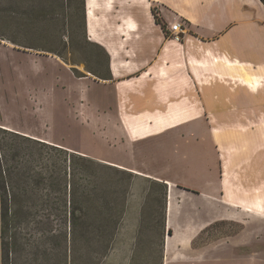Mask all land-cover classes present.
I'll return each mask as SVG.
<instances>
[{
  "label": "rangeland",
  "instance_id": "rangeland-1",
  "mask_svg": "<svg viewBox=\"0 0 264 264\" xmlns=\"http://www.w3.org/2000/svg\"><path fill=\"white\" fill-rule=\"evenodd\" d=\"M77 5L78 0H43L39 9L47 15V22L28 26L21 18L26 7L4 0L0 18V128L64 146L104 165L95 168L88 163L87 171L78 179L84 187H99L98 212L92 211L88 219L110 222L109 233H115L110 251L98 256L97 263L164 264L169 241L181 245L170 250L175 264H194L198 260L203 261L201 264H264V219L256 220L247 214V221L240 227L247 242L239 250L231 248L227 258L215 262L208 251L194 257L192 242H176L168 231V185L140 175L138 170H130L131 175L118 171L117 167L124 168L122 163L134 164L131 156L145 143L114 140L113 134H108L110 124L103 115L116 108L118 98L114 86L105 84L107 80L103 78L113 72V50L124 61L120 73L127 76L134 70L132 62L154 57L162 38L171 37L157 5L117 0L110 11L99 10L95 29L101 42L92 39L88 16L83 19ZM130 19L137 24L131 33L125 31ZM262 112L264 116V105ZM227 119L226 133L230 138L264 140V136L255 135L256 129L250 126L246 114H229ZM1 138L24 140L0 129ZM167 150L170 156L175 152L174 146ZM247 154L252 161L246 166V181L251 186L262 185L258 193L264 198V150L258 153L250 148ZM137 157L140 165L153 159L145 151L137 153ZM128 184L127 212L123 217V191ZM60 221L55 220L56 224ZM118 222V229L114 228ZM240 228L234 222L214 224L194 245L208 247L215 239L232 235Z\"/></svg>",
  "mask_w": 264,
  "mask_h": 264
},
{
  "label": "crops",
  "instance_id": "crops-1",
  "mask_svg": "<svg viewBox=\"0 0 264 264\" xmlns=\"http://www.w3.org/2000/svg\"><path fill=\"white\" fill-rule=\"evenodd\" d=\"M116 1L85 0L90 32L98 34V11H110ZM141 1L157 5L168 26L186 20L190 29L181 42L162 38L158 53L132 62L134 70L127 76L120 73L124 61L117 50L112 51V79L105 84L114 86L118 101L115 109L103 115L110 124L108 134L114 140L145 143L143 149L135 150V156L131 153L134 164L122 163V167L168 185L166 218L172 239L192 242L194 257L208 251L219 262L231 248L239 250L247 242L240 228L247 214L264 219V198L258 193L262 185L251 186L246 181V166L252 161L247 151L263 152L264 140H235L226 133L228 115L241 112L256 129L255 135L264 136V4L261 0ZM127 22L130 27L125 31H135L136 22ZM244 78L262 83L254 91L242 83ZM170 110L188 112L191 118L143 138H137L128 125V119L137 122ZM169 146H174L171 156ZM143 151L153 159L140 165L137 153ZM228 222L240 229L208 247L194 245L207 228ZM180 246L168 241L164 264L176 263L171 261L170 250Z\"/></svg>",
  "mask_w": 264,
  "mask_h": 264
},
{
  "label": "trees",
  "instance_id": "trees-1",
  "mask_svg": "<svg viewBox=\"0 0 264 264\" xmlns=\"http://www.w3.org/2000/svg\"><path fill=\"white\" fill-rule=\"evenodd\" d=\"M12 2L26 7L21 16L24 25L47 22L39 9L43 0ZM77 8L86 19L85 0H78ZM3 11L0 0V18ZM103 79H112V74ZM0 129L24 139L0 140V264H98V256L110 251L115 233H109L110 222L88 219L92 211L98 212L99 187L85 188L78 179L88 163L95 168L104 165L64 146ZM129 189L128 184L123 191V217ZM56 218L61 219L59 224Z\"/></svg>",
  "mask_w": 264,
  "mask_h": 264
},
{
  "label": "bare ground",
  "instance_id": "bare-ground-1",
  "mask_svg": "<svg viewBox=\"0 0 264 264\" xmlns=\"http://www.w3.org/2000/svg\"><path fill=\"white\" fill-rule=\"evenodd\" d=\"M91 19H94L93 16H90ZM93 33L92 39L95 41L100 40L97 38V34ZM223 60V59H222ZM194 62V61H193ZM221 62V61H220ZM225 62V61H224ZM193 64V63H192ZM195 64V63H194ZM225 65V63H223ZM230 64V63H229ZM227 64V65H229ZM230 66V65H229ZM230 69V68H229ZM226 71V70H225ZM230 71V70H229ZM232 71V70H231ZM117 72V71H116ZM165 73V72H164ZM142 75V74H141ZM162 75V74H161ZM148 79V78H147ZM123 81V80H122ZM145 81V79H144ZM242 83L246 86H249L252 90H257L261 85V80H251L244 78L241 80ZM125 82V81H124ZM129 84V83H127ZM125 85V83H124ZM129 87V86H128ZM262 87V86H261ZM126 91V90H125ZM174 103V102H173ZM171 104V103H170ZM177 104V103H176ZM189 104V103H188ZM174 105V104H173ZM172 106V105H171ZM176 105H174L175 107ZM193 106V105H192ZM195 108V107H194ZM159 110V109H158ZM197 110V109H196ZM155 112V111H154ZM159 112V111H158ZM127 113V112H125ZM188 113V112H187ZM186 112L181 113L176 110H170L168 113L160 112L158 114H150L145 119H137V122H132L131 119H128V125L132 133L137 136V138H143L149 134H154L163 131L166 128L176 126L185 122L191 118ZM190 114V113H189ZM197 114V113H196ZM145 115V114H144ZM193 115V114H192ZM128 130V129H127ZM129 132V131H128ZM252 211V210H251Z\"/></svg>",
  "mask_w": 264,
  "mask_h": 264
},
{
  "label": "built area",
  "instance_id": "built-area-1",
  "mask_svg": "<svg viewBox=\"0 0 264 264\" xmlns=\"http://www.w3.org/2000/svg\"><path fill=\"white\" fill-rule=\"evenodd\" d=\"M171 33V38L177 42H181L184 34L190 29L189 23L186 20H177L168 26Z\"/></svg>",
  "mask_w": 264,
  "mask_h": 264
},
{
  "label": "water",
  "instance_id": "water-1",
  "mask_svg": "<svg viewBox=\"0 0 264 264\" xmlns=\"http://www.w3.org/2000/svg\"><path fill=\"white\" fill-rule=\"evenodd\" d=\"M5 128V127H4ZM6 129H8V128H6Z\"/></svg>",
  "mask_w": 264,
  "mask_h": 264
}]
</instances>
